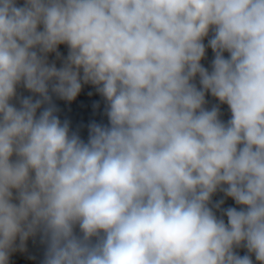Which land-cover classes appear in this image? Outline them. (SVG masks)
Listing matches in <instances>:
<instances>
[{
  "label": "clouds",
  "instance_id": "obj_1",
  "mask_svg": "<svg viewBox=\"0 0 264 264\" xmlns=\"http://www.w3.org/2000/svg\"><path fill=\"white\" fill-rule=\"evenodd\" d=\"M84 85L86 141L53 101ZM36 237L42 264H264V0H0V264Z\"/></svg>",
  "mask_w": 264,
  "mask_h": 264
},
{
  "label": "trees",
  "instance_id": "obj_2",
  "mask_svg": "<svg viewBox=\"0 0 264 264\" xmlns=\"http://www.w3.org/2000/svg\"><path fill=\"white\" fill-rule=\"evenodd\" d=\"M18 5L22 6L23 0H17ZM207 43V40L205 41ZM59 51L62 55H67V48L64 45L59 47ZM227 55V54H226ZM50 60L55 59L54 54H50ZM213 59V53L211 49H208L206 59L202 61L205 67H210L211 60ZM57 66L59 67V61H57ZM23 95H29L25 90H20ZM209 100L208 107L212 104L217 103L214 98L210 95L207 97ZM54 103L59 108V118L63 120H68L70 122V127L73 131H78L81 138L85 141L88 137V125L95 121L96 123L107 124V117L105 115V102L103 98L96 92L95 88L91 85H84L82 87L81 93L72 102H66L53 97ZM98 103V107L94 105ZM221 118L227 121L230 118V112L227 105H221ZM222 194H217L215 199H220ZM235 206L231 199L225 201L224 207ZM226 220V218H225ZM238 254H246L245 249H238ZM44 258V245L40 243L39 237L35 239L30 238L26 243V249L24 251H16L10 256L9 264H42ZM254 264L255 258L253 256Z\"/></svg>",
  "mask_w": 264,
  "mask_h": 264
},
{
  "label": "rangeland",
  "instance_id": "obj_3",
  "mask_svg": "<svg viewBox=\"0 0 264 264\" xmlns=\"http://www.w3.org/2000/svg\"><path fill=\"white\" fill-rule=\"evenodd\" d=\"M217 102V101H216Z\"/></svg>",
  "mask_w": 264,
  "mask_h": 264
}]
</instances>
